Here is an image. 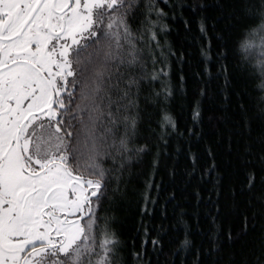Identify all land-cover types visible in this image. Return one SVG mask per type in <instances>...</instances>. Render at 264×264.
<instances>
[{"label":"snow or ice","instance_id":"1","mask_svg":"<svg viewBox=\"0 0 264 264\" xmlns=\"http://www.w3.org/2000/svg\"><path fill=\"white\" fill-rule=\"evenodd\" d=\"M227 7L229 18L239 24L232 54L247 61L254 48L264 50V0H230ZM203 8L197 5L193 11ZM164 16L158 0H0V264H128L129 255L143 264L141 252L127 253L104 202L115 205L127 196L125 176L153 146L166 147L178 131L166 109L157 122L159 132L150 119L141 128L142 95L161 74L167 75L163 68L155 70V57L150 71L143 47L151 41L159 45L158 36L167 30L161 24ZM199 31L207 34L206 18ZM201 54L212 59L211 42ZM227 56L224 47L216 60ZM255 67L261 77L254 88L258 95L251 100L256 114L247 115V106L239 105L244 115L237 159L246 169V183L221 202L222 177H217L216 199L209 200V247L196 250L194 264H201L202 256L212 257L211 264H264V60ZM205 72L211 75L207 66ZM219 72L227 68L222 65ZM199 94L205 95L206 88ZM173 95L170 89L164 92L165 100ZM201 117L196 103L192 120L200 122ZM254 120L260 121L258 127ZM187 131L199 135L192 128ZM231 140L230 135L229 151ZM208 156L213 163L201 178L216 170L211 149ZM190 158L192 177L197 159L194 154ZM158 165L157 158L154 171ZM196 198L202 199L199 192ZM143 200L145 215L149 201L156 200L147 193ZM241 206L238 233L215 228L218 218ZM249 232L256 235L248 254L237 261L233 252L225 260L226 244ZM188 236L184 249L193 243ZM152 244L162 251L159 239Z\"/></svg>","mask_w":264,"mask_h":264},{"label":"trees","instance_id":"2","mask_svg":"<svg viewBox=\"0 0 264 264\" xmlns=\"http://www.w3.org/2000/svg\"><path fill=\"white\" fill-rule=\"evenodd\" d=\"M229 3L230 0H158V7L165 13L161 24L167 26L166 34L161 32L158 36L159 45L156 41L143 45L150 71L152 58L155 57L159 61L155 64V70L159 72L163 68L167 75L161 74L142 95L141 108L145 121L141 128L148 127L147 121L150 119L151 127L159 132L157 122L162 110L166 109L176 121L178 131L168 138L166 147L163 144L159 148L153 146L143 161L131 169V174L125 176L127 196L115 205H110L107 199L104 202L107 216L111 218L114 231L125 244L127 253L141 252L143 264L149 260L151 264H194L196 250L203 251L209 247L208 233L213 229L210 215L213 209L209 200L216 199L213 189L217 177H222L221 202L229 199L232 189L239 192L246 183V169L237 159L242 144L238 133L243 132L241 117L244 115L239 105L247 106V115L256 114L251 100L258 95L254 88L261 77L255 66L258 61L264 60V50L254 48L248 53L250 59L247 61H241L232 54L233 39L239 24L229 18ZM197 5L204 8L193 11ZM202 18H206V35L199 31ZM184 21L189 22L190 28L185 27ZM209 42L212 59L206 61L201 48H206ZM224 47L228 48L227 59L217 62L216 54ZM222 65L227 68L226 73L219 72ZM206 66L211 75L205 72ZM226 77L229 81L227 87ZM202 88H206L203 96L199 94ZM168 89L174 95L165 100L164 92ZM156 92L161 95L155 96ZM196 103H199L202 111L200 122L192 120ZM259 123V120H254L253 126L258 127ZM188 128L199 135L189 134ZM142 134L148 135L147 132ZM230 135L232 147L229 151ZM150 143L155 145L158 141L153 137ZM208 149L215 154L216 170L201 178L203 170L213 163ZM157 152L160 153L158 157ZM190 154L197 159V172L192 177L188 175L192 169ZM157 158L159 165L154 171L153 161ZM150 180L152 187L148 188ZM197 192L202 197L199 201ZM146 193L156 203L149 201V212L142 215L143 196ZM241 211L242 206L230 215H222L215 228L223 227L225 231L231 228L233 233H238ZM100 214L104 216L105 211ZM186 233L193 241L190 249L181 247ZM255 235L249 232L247 237L236 243L226 244L222 253L225 260L233 252L237 261L246 256L255 245ZM154 239L162 242V251H157L159 244L154 248ZM211 260L212 257L202 256L201 264H211ZM128 264H137L131 255Z\"/></svg>","mask_w":264,"mask_h":264}]
</instances>
